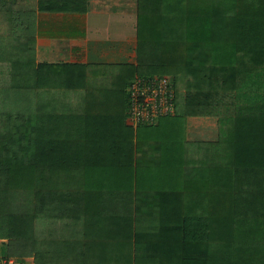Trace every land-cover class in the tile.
<instances>
[{
    "label": "trees",
    "instance_id": "trees-1",
    "mask_svg": "<svg viewBox=\"0 0 264 264\" xmlns=\"http://www.w3.org/2000/svg\"><path fill=\"white\" fill-rule=\"evenodd\" d=\"M135 51L114 66L174 87L153 125L89 82L101 65L0 59L3 258L264 264V0H139ZM186 117L217 137L184 149Z\"/></svg>",
    "mask_w": 264,
    "mask_h": 264
},
{
    "label": "crops",
    "instance_id": "crops-1",
    "mask_svg": "<svg viewBox=\"0 0 264 264\" xmlns=\"http://www.w3.org/2000/svg\"><path fill=\"white\" fill-rule=\"evenodd\" d=\"M138 3L139 0H0V59L99 66L102 58L126 55L130 59L121 65L134 64ZM2 242L0 239V264L33 263L31 259H4Z\"/></svg>",
    "mask_w": 264,
    "mask_h": 264
},
{
    "label": "rangeland",
    "instance_id": "rangeland-1",
    "mask_svg": "<svg viewBox=\"0 0 264 264\" xmlns=\"http://www.w3.org/2000/svg\"><path fill=\"white\" fill-rule=\"evenodd\" d=\"M129 57L119 56V58L115 59H100L98 60L101 63V67H96L92 69L91 76L89 78V82L92 83L93 86L100 85L102 89V94H106L110 90H114L116 88H121L123 85L125 89H128V84L131 81V78H128L126 74L130 66H114L116 64L128 63ZM99 63V64H100ZM104 64V65H103ZM91 65L97 66V63H93ZM103 66V67H102ZM93 79V80H92ZM125 94V93H124ZM118 94L116 98H114V104L116 110L121 114L125 112V95ZM108 96V95H107ZM171 118L162 119L161 125L168 126ZM215 120L213 118L207 117H196V118H182L177 124L175 131L177 136L182 143H184V149L190 151L191 144L193 141L199 139L205 140H214L217 137V128L215 125ZM158 128V127H157Z\"/></svg>",
    "mask_w": 264,
    "mask_h": 264
},
{
    "label": "built area",
    "instance_id": "built-area-1",
    "mask_svg": "<svg viewBox=\"0 0 264 264\" xmlns=\"http://www.w3.org/2000/svg\"><path fill=\"white\" fill-rule=\"evenodd\" d=\"M174 87L166 75H136L127 89L126 121L132 126L156 124L174 112ZM33 264V263H31Z\"/></svg>",
    "mask_w": 264,
    "mask_h": 264
}]
</instances>
